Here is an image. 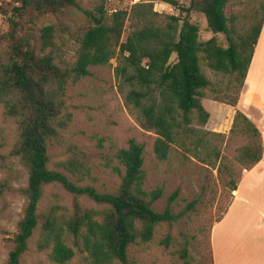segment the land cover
<instances>
[{"label":"trees","instance_id":"trees-1","mask_svg":"<svg viewBox=\"0 0 264 264\" xmlns=\"http://www.w3.org/2000/svg\"><path fill=\"white\" fill-rule=\"evenodd\" d=\"M81 1L13 0L14 6L5 11L10 30L1 37L8 51L7 60L0 61V106L18 124L20 135L14 156L28 170L27 205L6 264H22L29 241L39 226L44 190L54 183L75 198L87 197L100 207L83 209L76 203L73 214L60 219L56 208L49 211L38 245L41 251L51 249L50 257L57 264H68L75 257V250L67 244L71 237L74 245L87 254L88 264H130L131 247L151 242L158 226L179 222L197 204L192 202L177 213L176 190L168 197L163 211L153 207L162 198L163 188L150 191L144 188L145 146L134 140L128 148L117 152L124 174L120 188L114 193L99 192L90 185L80 186L61 171L50 169L49 142L58 133L63 96L70 82L81 81L91 74V68L108 66L115 58V73L126 107L144 129L158 135L155 142L158 159L168 160L176 147L186 155L193 146H208L205 137H199L201 129L194 126L205 127L210 118L202 103L213 83L203 70V63L216 73L235 78V98L226 103L236 107L264 25V4L262 15L257 17L255 13L249 26L242 28L237 26L238 17L227 16V0H191L188 7L178 0H142L130 11L113 12L107 9L109 0H94L93 9L83 8ZM156 2L171 5L180 14L163 15L155 11ZM70 10L88 20L87 26L77 33L72 63L66 61L62 48L53 40L58 35L54 23L39 30L41 47L32 40V25L40 18L53 20ZM198 13L205 16L214 34L207 41L200 39V27L189 19L191 14ZM220 34L228 45L222 46ZM48 48L51 50L46 53ZM231 90V86L226 88L227 93ZM226 118L230 121L228 114ZM230 133L248 138L247 145L235 157L242 171L259 164L264 152L262 135L238 109ZM204 134L225 139L223 133ZM213 150V169L232 175L233 165L223 164L221 149ZM68 170L76 174V164L71 163ZM228 184L232 193L237 190L235 179L231 178ZM161 243L171 247L172 237L167 236ZM178 246L180 258L189 264L187 244Z\"/></svg>","mask_w":264,"mask_h":264},{"label":"rangeland","instance_id":"rangeland-1","mask_svg":"<svg viewBox=\"0 0 264 264\" xmlns=\"http://www.w3.org/2000/svg\"><path fill=\"white\" fill-rule=\"evenodd\" d=\"M142 0H109L107 9L130 11L132 6ZM186 7L191 0H178ZM264 0H227L228 17L239 18L238 27H248L253 17L262 15L261 6ZM85 9H93L94 0H82ZM14 6L13 0H0V61L7 60L8 47L2 40L8 34L10 24L5 11ZM155 11L163 15H178L179 9L162 2L155 3ZM191 22L200 27V39L207 41L214 36L210 32L207 20L202 14H191ZM57 26L58 35L54 42L62 48L63 57L69 63L75 61V40L79 30L88 24L87 18L74 10H70L59 18L49 20L40 18L32 25L33 41L41 47L39 30L50 23ZM26 34V30L22 35ZM222 46L228 45L224 35H218ZM51 49H46L49 53ZM176 61L175 55L171 62ZM116 59L108 66L91 68V74L76 83L70 82L63 96L64 108L57 124V135L49 142V168L61 171L80 186L90 185L99 192L114 193L122 183L124 170L120 165L117 152L128 148L131 140L145 146L143 170L146 176L144 188L148 191L163 188L162 198L153 207L163 211L168 197L176 190L179 199L175 203L177 213L196 202L191 210L177 223H164L157 227L154 239L146 244L135 245L129 250L130 264H185L177 253L178 243H186L189 252V264H214L212 253L211 231L218 220L223 218L232 202L233 193L228 181L233 178L239 182L243 172L237 165L235 157L238 151L247 145L248 138L232 136L228 126L230 121L225 118L224 107L235 98L234 89L237 83L231 75L216 73L206 63L203 70L207 74L212 87L207 90V99L214 117L209 126L201 129L199 137H205L208 146H193L186 155L182 149L172 150L170 158L160 161L155 152L158 135L144 129L136 116L126 107L125 95L122 93L115 73ZM256 67V65H255ZM232 90L227 93L226 88ZM225 101V102H222ZM217 114V115H215ZM217 116V117H216ZM224 116V117H223ZM223 120L224 123L221 122ZM226 125L225 133L220 132ZM209 133H223L224 138L206 136ZM20 130L17 122L7 115L0 106V264H6L9 252L13 248V239L18 230V223L23 218L27 205L25 190L28 184V170L19 157L14 156V149L19 142ZM221 149L223 164H232L233 174L218 173L211 166L215 162L214 148ZM210 153V154H208ZM71 163L76 164L77 173L70 172ZM76 203L83 209H100L87 197L75 198L60 184L54 183L44 190L39 211L41 219L38 229L29 241V250L22 259V264H57L50 257L51 249L41 251L38 245L42 225L49 211L56 208L60 219L73 214ZM167 236L172 237L171 247L161 241ZM75 250V257L68 264H88L87 254L74 245L71 237L67 243ZM224 243L218 242V246Z\"/></svg>","mask_w":264,"mask_h":264},{"label":"crops","instance_id":"crops-1","mask_svg":"<svg viewBox=\"0 0 264 264\" xmlns=\"http://www.w3.org/2000/svg\"><path fill=\"white\" fill-rule=\"evenodd\" d=\"M208 103L204 99L202 104L211 120L214 111ZM237 109L260 131L264 147V25L239 102L224 107L223 115L230 117L228 130ZM222 128L225 133L226 125ZM211 241L214 264H264V152L259 164L243 172L224 218L212 228ZM219 241L224 243L221 247Z\"/></svg>","mask_w":264,"mask_h":264}]
</instances>
